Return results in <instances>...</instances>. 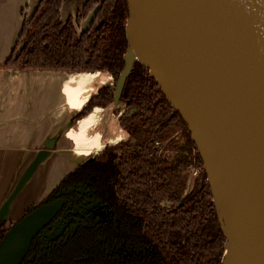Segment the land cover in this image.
Here are the masks:
<instances>
[{
	"label": "trees",
	"instance_id": "1",
	"mask_svg": "<svg viewBox=\"0 0 264 264\" xmlns=\"http://www.w3.org/2000/svg\"><path fill=\"white\" fill-rule=\"evenodd\" d=\"M62 3L39 0L30 16L22 15L16 44L2 68L101 73L115 83L125 65L127 0H85L74 18L65 21ZM90 13L89 28L79 33ZM114 91L100 87L71 124L95 108L111 107ZM117 104L122 113L113 114L124 138L78 164L43 202L60 194L75 205V232L45 238L43 248L39 235L22 264H222L226 237L202 158L189 130L139 62L132 65ZM167 143L171 155L164 150ZM98 207L107 209L109 224L96 221ZM7 230L0 222V240Z\"/></svg>",
	"mask_w": 264,
	"mask_h": 264
},
{
	"label": "water",
	"instance_id": "2",
	"mask_svg": "<svg viewBox=\"0 0 264 264\" xmlns=\"http://www.w3.org/2000/svg\"><path fill=\"white\" fill-rule=\"evenodd\" d=\"M127 6L125 65L115 83L102 86L114 88L118 106L132 65L150 71L202 158L226 237L222 264H264V0H127ZM137 27L151 34L155 57L137 45ZM214 61L227 76L215 104L186 100L174 81L177 65L196 71L214 68ZM219 118L236 131L234 142ZM60 208L44 205L15 223L0 240V264H21Z\"/></svg>",
	"mask_w": 264,
	"mask_h": 264
},
{
	"label": "crops",
	"instance_id": "3",
	"mask_svg": "<svg viewBox=\"0 0 264 264\" xmlns=\"http://www.w3.org/2000/svg\"><path fill=\"white\" fill-rule=\"evenodd\" d=\"M84 1L63 0L61 19L74 15ZM38 2L0 0V222L6 229L80 162L124 138L113 115L115 104L68 122L81 110L73 115L71 108L79 109L102 86L80 79L103 75L10 74L2 68L16 44L22 15L30 16Z\"/></svg>",
	"mask_w": 264,
	"mask_h": 264
},
{
	"label": "bare ground",
	"instance_id": "4",
	"mask_svg": "<svg viewBox=\"0 0 264 264\" xmlns=\"http://www.w3.org/2000/svg\"><path fill=\"white\" fill-rule=\"evenodd\" d=\"M151 37H152L151 34L147 32L145 29L140 27H137L135 29V39L141 51L149 56L155 57L156 51L152 46ZM213 63H214V68L210 67L209 65H203L196 67V71L194 70L191 71L187 67H184L182 65H177V69H176L177 72H175L176 74L174 76V81L175 84L177 85V90L186 100L201 99L207 101L209 104H213V105L215 104L214 99L216 95H218V93H220V91L222 90L227 76H226L225 66L223 65L222 62L214 61ZM167 64L171 68H174L175 66L172 62ZM82 75H86V74H82ZM90 75H94V74H90ZM103 77L104 79L98 77L91 80L90 82L97 80L103 83L106 80L105 76ZM83 105L79 109L71 108L73 115H75L80 109H82L84 107ZM219 119L221 126L227 127L225 129L228 139L231 142H234L236 131H232L229 128L230 126L227 123L228 122L227 119L224 118H219ZM74 127L72 129H74Z\"/></svg>",
	"mask_w": 264,
	"mask_h": 264
},
{
	"label": "flooded vegetation",
	"instance_id": "5",
	"mask_svg": "<svg viewBox=\"0 0 264 264\" xmlns=\"http://www.w3.org/2000/svg\"><path fill=\"white\" fill-rule=\"evenodd\" d=\"M85 2V1H84ZM84 4V3H83ZM82 4V5H83ZM82 7V6H81ZM81 9V8H80ZM79 9V10H80ZM79 10H77V11H79ZM77 11L75 12V14L74 15H70V16H67V18L68 17H72V18H74V16L76 15V13H77ZM60 14H61V12H60ZM93 14L94 13H90L88 16H87V18H85L84 20H82L81 22H80V25H79V27H78V32L80 33L81 31H84V30H86L87 28H89V26H90V24H91V22H92V18H93ZM25 16H27V15H25ZM60 17H61V15H60ZM67 18H65L64 20L63 19H61V21H65ZM101 74V73H100ZM101 75H103V74H101ZM104 76V75H103ZM105 78H106V80L104 81V83H106V82H108L109 84H112V83H114L113 82V79L112 78H110V77H107V76H105ZM112 81V82H111ZM107 83V84H108ZM115 110H119L120 111V113H122V107L118 104V106L116 107V109ZM114 110V111H115ZM113 111V112H114ZM114 115V114H113ZM115 117V116H114ZM116 118V117H115ZM117 119V118H116ZM79 121V120H78ZM78 121H76V123L78 122ZM76 123H75V125H76ZM118 124V123H117ZM119 127V126H118ZM121 130V129H120ZM118 143V142H117ZM116 144V143H115ZM114 145V144H113ZM110 146V145H109ZM107 147V146H106ZM105 148V147H104ZM103 148V149H104ZM102 150V149H101ZM100 150V151H101ZM99 151V152H100ZM98 152V153H99ZM97 153V154H98ZM97 154H95V155H97ZM95 155H93V156H95ZM92 156V157H93ZM92 157H90L89 159H87V160H84V161H91L92 160ZM84 161H82V162H84ZM82 162H80V163H82ZM79 163V164H80ZM72 171V170H71ZM70 171V172H71ZM69 173V172H68ZM67 173V174H68ZM67 174H65V175H67ZM64 175V176H65ZM63 176V177H64ZM62 177V178H63ZM61 178V179H62ZM61 181V180H60ZM59 181V182H60ZM59 184V183H58ZM57 184V185H58ZM57 185L55 186V187H57ZM55 187L53 188V189H55ZM52 189V190H53ZM51 190V191H52ZM51 191L49 192V194L51 193ZM48 194V195H49ZM47 195V196H48ZM47 196L42 200V201H40L37 205H35V206H32V207H30L26 212H25V214L18 220V221H20L22 218H24L27 214H29V213H31L33 210H35V209H37V208H39V207H41V206H44V205H48V204H51V203H55V202H59L60 204H61V208L59 209V211L57 212V214H56V216L53 218V220L44 228V229H42L36 236H35V238L36 237H38L39 235H41L40 236V240H41V243L43 244V242L45 241L46 242V240H45V238H52V237H59V236H61V235H65L66 237L69 235V234H72V233H74L75 232V230H76V227L79 225L78 223H77V219L76 218H74L72 215H73V211L77 208L75 205L73 206L68 200H66V199H64L63 197H61L60 196V194L59 195H56V197L54 198V199H52L51 201H46L45 203H43L45 200H46V198H47ZM33 208V209H32ZM75 208V209H74ZM30 209H32L30 212H28ZM76 211V210H75ZM28 212V213H27ZM70 213H72L71 215H70ZM95 215H96V221H100V222H103L105 225H107V224H109L111 221H112V219H111V216H110V214L108 213V211H107V209H105V208H102V207H98L97 209H95V211L93 212ZM100 214L104 217V219L103 220H100V218H99V216H100ZM99 219V220H98ZM17 221V222H18ZM16 222V223H17ZM14 225V224H13ZM12 225V226H13ZM11 226V227H12ZM10 227V228H11ZM10 228H8V230L10 229ZM7 230V231H8ZM46 230H48V231H46ZM34 238V239H35ZM44 238V239H43ZM34 239L32 240V242L34 241ZM54 239V238H53ZM62 241V240H61ZM31 245H32V243H31ZM31 245H30V248H31ZM44 246H46V243H44L43 244V246H42V248L44 247ZM30 248H29V250H30ZM29 252V251H28ZM28 252H27V254H28ZM27 257V255L25 256V258ZM25 258L23 259V261L25 260ZM22 261V262H23ZM22 262H21V264H22Z\"/></svg>",
	"mask_w": 264,
	"mask_h": 264
},
{
	"label": "rangeland",
	"instance_id": "6",
	"mask_svg": "<svg viewBox=\"0 0 264 264\" xmlns=\"http://www.w3.org/2000/svg\"><path fill=\"white\" fill-rule=\"evenodd\" d=\"M95 78H97V77H95ZM95 78H92V77H86V78H84V79H80V81L81 82H83V83H87V82H89V81H91V80H93V79H95ZM112 82V81H111ZM78 105V104H77ZM122 132V131H121ZM124 134V133H123ZM122 134V135H123ZM176 137V136H175ZM164 150L165 151H167V155H171L172 154V148L171 147H169L168 146V143L165 145V147H164ZM99 218H100V220H103L104 219V217L100 214V216H99Z\"/></svg>",
	"mask_w": 264,
	"mask_h": 264
},
{
	"label": "built area",
	"instance_id": "7",
	"mask_svg": "<svg viewBox=\"0 0 264 264\" xmlns=\"http://www.w3.org/2000/svg\"><path fill=\"white\" fill-rule=\"evenodd\" d=\"M108 83V82H107Z\"/></svg>",
	"mask_w": 264,
	"mask_h": 264
}]
</instances>
